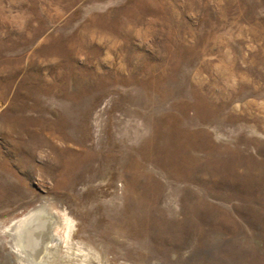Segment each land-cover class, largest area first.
I'll return each mask as SVG.
<instances>
[{"label": "rangeland", "instance_id": "obj_1", "mask_svg": "<svg viewBox=\"0 0 264 264\" xmlns=\"http://www.w3.org/2000/svg\"><path fill=\"white\" fill-rule=\"evenodd\" d=\"M45 200L90 264H264V0H0V221Z\"/></svg>", "mask_w": 264, "mask_h": 264}, {"label": "bare ground", "instance_id": "obj_2", "mask_svg": "<svg viewBox=\"0 0 264 264\" xmlns=\"http://www.w3.org/2000/svg\"><path fill=\"white\" fill-rule=\"evenodd\" d=\"M63 228L65 235L60 233ZM73 232L74 224L63 221L55 206L45 200L20 218L6 223L0 221V244L12 264H59L62 260L90 264L89 260L96 257V253L82 243L72 241Z\"/></svg>", "mask_w": 264, "mask_h": 264}]
</instances>
